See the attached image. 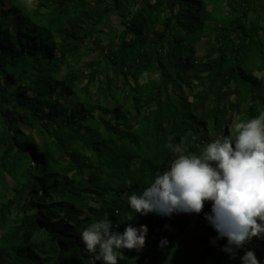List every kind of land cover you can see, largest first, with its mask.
Returning <instances> with one entry per match:
<instances>
[{
    "label": "trees",
    "instance_id": "16d2710c",
    "mask_svg": "<svg viewBox=\"0 0 264 264\" xmlns=\"http://www.w3.org/2000/svg\"><path fill=\"white\" fill-rule=\"evenodd\" d=\"M261 111L264 0H0V264H90L80 233L105 218L148 228L118 264L264 262V239L221 250L210 202L171 217L127 203L170 144L201 155Z\"/></svg>",
    "mask_w": 264,
    "mask_h": 264
},
{
    "label": "clouds",
    "instance_id": "9594fccd",
    "mask_svg": "<svg viewBox=\"0 0 264 264\" xmlns=\"http://www.w3.org/2000/svg\"><path fill=\"white\" fill-rule=\"evenodd\" d=\"M235 122L228 127L229 132L235 124L232 134L208 143L201 155L170 144L175 158L142 193L127 197L130 209L145 216L198 215L210 202L205 219L217 233L214 241L225 239L221 250L233 257L253 238L264 239V111L247 122ZM147 233L146 225L131 224L117 232L105 218L82 230L80 239L90 264H118L117 253L142 250ZM159 243L163 247L168 240ZM240 261L264 264L252 250L244 251Z\"/></svg>",
    "mask_w": 264,
    "mask_h": 264
},
{
    "label": "rangeland",
    "instance_id": "374dc122",
    "mask_svg": "<svg viewBox=\"0 0 264 264\" xmlns=\"http://www.w3.org/2000/svg\"><path fill=\"white\" fill-rule=\"evenodd\" d=\"M235 121H236V119H233V120H231L230 123H234ZM233 126H235V124L231 126V129H233ZM227 132H228V128H227Z\"/></svg>",
    "mask_w": 264,
    "mask_h": 264
}]
</instances>
